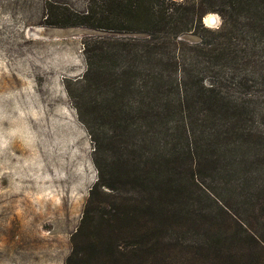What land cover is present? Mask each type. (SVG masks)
I'll list each match as a JSON object with an SVG mask.
<instances>
[{
	"label": "trees",
	"instance_id": "16d2710c",
	"mask_svg": "<svg viewBox=\"0 0 264 264\" xmlns=\"http://www.w3.org/2000/svg\"><path fill=\"white\" fill-rule=\"evenodd\" d=\"M210 10L223 17L215 40L177 58L144 29L140 88L123 84L140 94L128 110L141 121L121 125L99 107L119 128L95 143L96 177L63 264H264V132L248 130L250 109L229 93L249 75L264 85V0H179L144 16L179 42ZM238 28L243 49L227 41ZM87 64L95 79L110 76L102 52ZM203 171L218 177L216 189Z\"/></svg>",
	"mask_w": 264,
	"mask_h": 264
},
{
	"label": "rangeland",
	"instance_id": "374dc122",
	"mask_svg": "<svg viewBox=\"0 0 264 264\" xmlns=\"http://www.w3.org/2000/svg\"><path fill=\"white\" fill-rule=\"evenodd\" d=\"M177 1L0 0V264H63L96 177L95 143L119 128L99 107L112 108L121 125L137 128L141 121L128 110L140 94L123 84L140 88L144 29L176 58L200 40L205 46L215 40L219 11H206L201 26L176 36L179 42L172 27L158 30L146 21V6L156 14ZM208 14L217 16L214 24ZM244 35L238 28L228 45L243 49ZM94 52L108 59L110 67L100 70L110 71L105 79L88 69L87 53ZM229 93L250 109L248 130L264 132V85L249 75ZM209 173L202 172L204 184L216 189L220 180Z\"/></svg>",
	"mask_w": 264,
	"mask_h": 264
},
{
	"label": "bare ground",
	"instance_id": "6f19581e",
	"mask_svg": "<svg viewBox=\"0 0 264 264\" xmlns=\"http://www.w3.org/2000/svg\"><path fill=\"white\" fill-rule=\"evenodd\" d=\"M217 19V16L215 14H208L205 16V20L210 23L211 21H215ZM217 21V20H216ZM32 35V34H31Z\"/></svg>",
	"mask_w": 264,
	"mask_h": 264
},
{
	"label": "water",
	"instance_id": "95a60500",
	"mask_svg": "<svg viewBox=\"0 0 264 264\" xmlns=\"http://www.w3.org/2000/svg\"><path fill=\"white\" fill-rule=\"evenodd\" d=\"M215 22H216V21H214V22H213V21H211V22H210V24H214Z\"/></svg>",
	"mask_w": 264,
	"mask_h": 264
}]
</instances>
